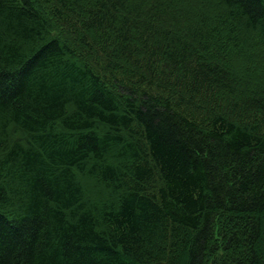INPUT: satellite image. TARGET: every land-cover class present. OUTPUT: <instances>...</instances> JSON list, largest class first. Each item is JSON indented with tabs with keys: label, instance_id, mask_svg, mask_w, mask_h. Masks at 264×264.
I'll use <instances>...</instances> for the list:
<instances>
[{
	"label": "trees",
	"instance_id": "obj_1",
	"mask_svg": "<svg viewBox=\"0 0 264 264\" xmlns=\"http://www.w3.org/2000/svg\"><path fill=\"white\" fill-rule=\"evenodd\" d=\"M0 264H264V0H0Z\"/></svg>",
	"mask_w": 264,
	"mask_h": 264
}]
</instances>
